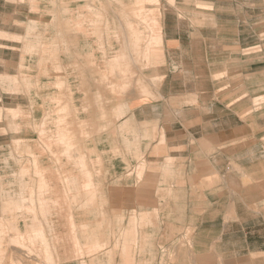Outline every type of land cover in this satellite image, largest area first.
Here are the masks:
<instances>
[{"label":"rangeland","instance_id":"obj_1","mask_svg":"<svg viewBox=\"0 0 264 264\" xmlns=\"http://www.w3.org/2000/svg\"><path fill=\"white\" fill-rule=\"evenodd\" d=\"M47 1L43 13L34 7V0H16V8L22 9L17 14L8 3L5 10L14 18L6 17L3 26L12 33H0V43H5L0 48L5 60L0 71L9 74L0 78V141H36L37 169L46 163L57 170L66 165L87 169L81 156L92 154L93 149L86 143L96 141L107 149L103 143L116 129V141L121 143L117 156L130 158L120 163V169L132 172L134 182L148 172L149 200L160 204L159 198L173 197L178 179L177 160L170 155L187 154L188 141H252L253 137L264 141V0ZM29 4V13L42 14V23L26 33L23 25ZM134 31L143 39L134 41ZM157 33L159 39L149 43L148 38ZM164 36L177 41H166ZM238 37L239 45L235 44ZM30 43L35 46L29 48ZM121 52L118 61L114 56ZM23 57H32V65L22 63ZM242 72L248 75L244 85ZM247 90L254 97H248ZM133 97L149 103L137 114L149 116V122L136 123L123 115ZM243 102L245 128L235 114ZM114 103L116 122L109 116ZM34 106L36 123L30 121ZM225 107L233 111L228 120ZM127 141L158 145L142 151L137 145L132 151L133 144ZM166 141L180 145L166 147ZM12 143L17 151L18 142ZM237 150L240 147L230 152L237 155L241 152ZM70 154L78 160L55 161L60 156L71 158ZM161 155L164 158L157 160ZM26 203L15 207L12 225L18 213L19 219L34 215ZM158 213L156 207L149 210L150 229L156 228ZM135 215L133 211L131 216ZM10 225L0 223V264L51 263L43 232L41 236L30 232L33 235L21 239L13 235ZM164 232L166 245L159 264H174L179 253L189 261V229L169 225ZM176 234L180 235L175 251ZM213 264L224 263L217 259Z\"/></svg>","mask_w":264,"mask_h":264},{"label":"crops","instance_id":"obj_2","mask_svg":"<svg viewBox=\"0 0 264 264\" xmlns=\"http://www.w3.org/2000/svg\"><path fill=\"white\" fill-rule=\"evenodd\" d=\"M34 1L37 3L34 7L41 13L48 10L49 1ZM8 3L14 5V14L22 9L16 8L19 6L16 0H0V33L11 34L3 26L6 17L14 18V14L5 10ZM27 7L28 20L23 31L27 29L29 33L30 27L41 26L42 14L29 13L31 5ZM164 39L177 41L174 37L164 36ZM236 43L239 45V37ZM4 46L5 43H0V48ZM31 46L35 43H30L29 48ZM3 57L2 53L0 64L5 61ZM25 58L21 62L32 65V57L26 58L27 63ZM7 75L0 71V78L9 77ZM240 75L244 81L247 74ZM34 80L36 83L37 79ZM247 92L248 97H254L255 94ZM33 96L35 98L36 93ZM128 103L125 117L136 123L149 122V116L137 115L144 112L149 103L135 97ZM246 108L243 102L235 113L243 122V128L248 125L244 116ZM225 110L228 120L233 111L228 107ZM35 112L36 106L30 118L36 123ZM109 116L117 121L116 103L110 106ZM253 138L252 141H200L203 144L188 141L187 154L170 155L177 160L174 173L178 179L172 187L173 197L165 201L159 198L160 204L149 200L148 172L142 173L141 181L134 182L132 172L120 169V163L130 158L117 156L116 149L121 143L116 141V129L114 136L110 130L109 141L103 143L107 149H101L102 143L96 141L86 143L93 153L81 156L88 163L84 170L72 169L69 165L57 170L47 163L37 169L36 141H0V223L11 224L14 236L43 232L50 264H159L161 248L166 245L164 228L169 225L179 230L189 229V261L181 259L179 253L174 264H213L217 259L224 264H264V141ZM12 142H18L17 151ZM128 142L133 144L132 151L137 145L141 151L158 145L148 141ZM163 145L174 148L180 143L166 141ZM202 145L205 147L200 148ZM234 147H240L241 152L231 154ZM70 156H60L55 161L78 160L74 154ZM159 157L157 160L164 158ZM40 162L45 164L44 160ZM26 202L34 215L19 219L18 213V221L12 225L10 220L15 217V207L22 208ZM154 207L159 211L158 221L152 224L156 228L150 229L148 214ZM133 211L135 217L131 216ZM169 218L173 221H166ZM179 235L173 238L174 250ZM14 258L20 260L19 255Z\"/></svg>","mask_w":264,"mask_h":264},{"label":"bare ground","instance_id":"obj_3","mask_svg":"<svg viewBox=\"0 0 264 264\" xmlns=\"http://www.w3.org/2000/svg\"><path fill=\"white\" fill-rule=\"evenodd\" d=\"M155 1H158V0H155ZM152 22L154 23V24H157V21H156V19H153L152 20ZM132 33V35L134 36V41H139L140 39H143V37L142 36H140V35H138V33L137 32H131ZM157 37V38H156ZM153 39H155V41H156V39H159V33H157L154 37H152V36H150V38H148V42L149 43H151V42H153ZM136 47H137V50H136V54L139 56V50H138V44L136 45ZM147 52L148 51H146V48H144V50H143V55L144 56H147ZM123 53L121 52V53H118V54H116L114 57H115V59L116 60H120V58H122L123 57ZM116 60H114V62L116 61ZM116 64V63H115ZM118 65V64H117ZM130 65V64H129ZM129 65H128V67H129ZM109 66V65H108ZM126 69H128V68H126ZM121 69H119V71H120ZM124 74H126V73H124ZM42 133V132H41ZM40 232V231H39ZM40 234H42V232H40L39 234H37V235H40ZM41 236V235H40ZM21 237V236H20ZM23 238V236L21 237V239ZM20 239V238H19ZM21 241V240H20ZM19 245V244H18ZM47 246V245H46ZM46 246H45V248H46ZM20 247H22V245L20 246ZM44 248V247H43ZM42 248V249H43ZM44 248V250H46Z\"/></svg>","mask_w":264,"mask_h":264}]
</instances>
